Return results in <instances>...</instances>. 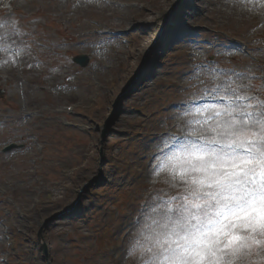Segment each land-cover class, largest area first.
Instances as JSON below:
<instances>
[{"label": "rangeland", "instance_id": "rangeland-1", "mask_svg": "<svg viewBox=\"0 0 264 264\" xmlns=\"http://www.w3.org/2000/svg\"><path fill=\"white\" fill-rule=\"evenodd\" d=\"M156 1L0 0V35L12 34L0 44V264H145L141 234L183 202L164 165L195 139L186 110L235 81L259 118L264 16L225 18L235 0ZM241 234L226 264H264V233Z\"/></svg>", "mask_w": 264, "mask_h": 264}, {"label": "snow or ice", "instance_id": "snow-or-ice-1", "mask_svg": "<svg viewBox=\"0 0 264 264\" xmlns=\"http://www.w3.org/2000/svg\"><path fill=\"white\" fill-rule=\"evenodd\" d=\"M11 35H0V44ZM234 84L206 89L201 96L211 102L185 112L184 127L195 139L164 165L182 183L183 202L153 220L151 234H141L137 247L152 253L145 264H226L224 255L250 238L242 231L264 233V109L254 117L253 105L244 103L249 97Z\"/></svg>", "mask_w": 264, "mask_h": 264}, {"label": "bare ground", "instance_id": "bare-ground-1", "mask_svg": "<svg viewBox=\"0 0 264 264\" xmlns=\"http://www.w3.org/2000/svg\"><path fill=\"white\" fill-rule=\"evenodd\" d=\"M157 0L156 2H159ZM206 4H215L214 0H202ZM233 1V0H232ZM240 2L239 6L236 9L230 11L229 15H225L227 19H234V22L242 23H256L260 24V16H264V0H235ZM259 10L261 13L256 12ZM259 14V15H257ZM229 21V20H228Z\"/></svg>", "mask_w": 264, "mask_h": 264}, {"label": "water", "instance_id": "water-1", "mask_svg": "<svg viewBox=\"0 0 264 264\" xmlns=\"http://www.w3.org/2000/svg\"><path fill=\"white\" fill-rule=\"evenodd\" d=\"M85 58H79L76 60L77 63L81 64L82 66H86L87 63L85 62Z\"/></svg>", "mask_w": 264, "mask_h": 264}]
</instances>
